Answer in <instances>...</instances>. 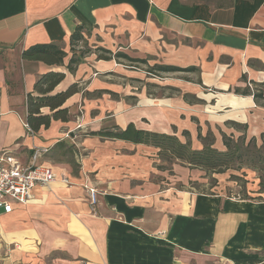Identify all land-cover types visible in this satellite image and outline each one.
Wrapping results in <instances>:
<instances>
[{
	"label": "crops",
	"instance_id": "obj_1",
	"mask_svg": "<svg viewBox=\"0 0 264 264\" xmlns=\"http://www.w3.org/2000/svg\"><path fill=\"white\" fill-rule=\"evenodd\" d=\"M77 30L83 40L73 44ZM83 41L91 51L79 56ZM37 45L62 51L61 62L23 58ZM98 48L146 68L123 57L98 59ZM72 57L79 62L69 71ZM154 65L195 67L160 76L197 72V79L167 85L176 95L152 97L133 82ZM49 71L64 73L52 94L72 84L79 90L62 105L68 121L32 134L27 96ZM79 109L81 124L72 120ZM0 113V151L13 150L29 165L34 149L46 148L38 162L58 176L36 186L28 204L0 209V248L11 246L0 264H264V199L197 192L189 169H203L180 161L167 168L153 146L91 134L132 123L189 139L193 149L204 138L223 150L224 135L260 144L264 0H0ZM92 142L98 146L83 157L78 147ZM117 143L128 152L111 146ZM89 188L96 189L94 204Z\"/></svg>",
	"mask_w": 264,
	"mask_h": 264
},
{
	"label": "trees",
	"instance_id": "obj_2",
	"mask_svg": "<svg viewBox=\"0 0 264 264\" xmlns=\"http://www.w3.org/2000/svg\"><path fill=\"white\" fill-rule=\"evenodd\" d=\"M83 40V37L77 30L71 36V42ZM98 59L109 60L113 57L126 58L131 67H137L139 59H133L123 53L117 52L112 54L109 50L98 48ZM103 52V53H102ZM23 58L30 60H44L49 63H60L63 52L56 49L54 46L37 45L22 52ZM73 57L67 64L69 71L73 70V63H78ZM145 63V62H144ZM174 71H196L195 67L181 69L173 66L154 65L148 66L146 69L147 77H157L160 73H168ZM64 78V73L58 71H49L39 76L34 84V94L30 93L26 100L27 114L25 123L28 127V132L37 133L41 127L48 128L52 120L68 121L70 115L67 108L62 105L65 100L72 94L76 93L79 88L77 84L70 85L65 91L52 94L55 86ZM156 85L146 83V86ZM174 91L179 89L171 86H162ZM147 94H151L147 92ZM189 95V94H188ZM254 99L263 97L259 92L252 94ZM190 99H195L194 95H190ZM42 107H48L51 114H43L40 112ZM187 136L186 132H183ZM91 134H99L101 136L127 140L132 143L145 144L157 148V156L165 163H173L180 161L187 163L191 167H198L205 170L207 173L222 172L226 169H242L249 168L256 172L264 174V133L260 135V144L256 138L246 140L245 136L241 135L238 138L224 135L223 141L225 149L220 150L213 147L212 140L202 139V147L193 149L189 139L185 142L181 141L176 135L159 133L155 131L137 129L132 123L128 124L124 129L119 127L104 128L98 132ZM63 143H58L61 146ZM263 177L260 175V184L263 185Z\"/></svg>",
	"mask_w": 264,
	"mask_h": 264
},
{
	"label": "rangeland",
	"instance_id": "obj_3",
	"mask_svg": "<svg viewBox=\"0 0 264 264\" xmlns=\"http://www.w3.org/2000/svg\"><path fill=\"white\" fill-rule=\"evenodd\" d=\"M84 43V44H83ZM91 51V47L87 45L85 41L82 42L81 47L77 49V52H79V56H81V53H89ZM103 53V52H102ZM136 66L143 70L146 68L145 65L141 63H137ZM144 74V73H143ZM189 79L191 81H195L197 79V72H189V73H183V74H168V75H161L157 77H147V74H145L144 79L141 83H139V80H136L133 82V84L137 88H143L145 90V93L147 92L151 93L152 97H159V96H170L171 94H175L176 91H173L168 88H162V86H167L169 84H179L178 81H185V79ZM187 81V80H186ZM146 82L156 84L151 86H146ZM133 85V86H134ZM173 86V85H172ZM176 95V94H175ZM72 120L74 122H79L81 124L82 122V110L79 109L74 115H72ZM68 138V137H67ZM95 143H91L90 147L86 146H79L78 150L83 157L87 154H89V151L97 147L98 145ZM103 144V142H102ZM111 146H116L117 150L128 152L127 148L123 144H115ZM134 149L132 150V152ZM147 153V154H145ZM141 155H147L151 156L152 151L151 150H141ZM181 165V164H180ZM179 165V166H180ZM169 164L167 163V168H169ZM172 167V166H171ZM186 166L181 165V168L179 171L186 175V168H183ZM178 168V167H177ZM190 176H193V181H189V186H192L195 191L197 192H207L211 193L212 191H218L220 190L224 195L233 197V198H250V199H264V174L260 172H256L249 168H242V169H226L222 172H211L207 173L205 170H191L189 169ZM165 173L169 177L174 178L173 172L169 173L168 170H164ZM193 172V174H192ZM262 176L263 178V185L260 184L259 176ZM65 176V175H64ZM151 179L156 182L164 181V183H169V180L165 179V177L162 176H152ZM176 186H179V183L176 184ZM8 247L0 248V254H5L9 251Z\"/></svg>",
	"mask_w": 264,
	"mask_h": 264
},
{
	"label": "built area",
	"instance_id": "obj_4",
	"mask_svg": "<svg viewBox=\"0 0 264 264\" xmlns=\"http://www.w3.org/2000/svg\"><path fill=\"white\" fill-rule=\"evenodd\" d=\"M46 151V148H35L31 153L29 165H23L13 150L0 151V209L10 212L11 201L28 204L33 199L32 191L36 186H47L58 180L51 167L38 162L40 154ZM59 179L65 184H70L64 175H60ZM88 191L91 204L96 203V189L89 188Z\"/></svg>",
	"mask_w": 264,
	"mask_h": 264
}]
</instances>
